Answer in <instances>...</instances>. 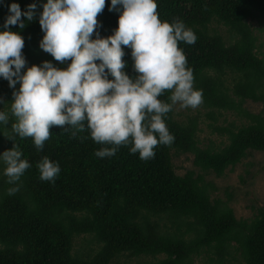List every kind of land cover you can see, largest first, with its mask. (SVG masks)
Returning <instances> with one entry per match:
<instances>
[{
	"label": "trees",
	"instance_id": "trees-1",
	"mask_svg": "<svg viewBox=\"0 0 264 264\" xmlns=\"http://www.w3.org/2000/svg\"><path fill=\"white\" fill-rule=\"evenodd\" d=\"M12 2L22 12L35 3L38 15L43 0H0V31ZM108 3L105 0L96 17L99 28L94 34L98 31L102 37L112 34L119 15L108 10ZM156 3L159 19H181L197 37L192 44L178 42V47L192 68L194 89L202 90L209 118L216 121L215 111H229L244 122L209 124L227 138V144L215 150L199 146L196 117L180 122L171 109L164 121L174 140L156 145L147 160L130 153L128 146H120L111 157H96L94 151L101 145L88 130L73 135L70 127L61 131L66 125L51 126L37 151L31 137L12 133L13 88L0 78V110L9 113L8 123L0 124V151L12 147L7 137L13 136L21 158L30 164L17 182L18 190L8 194L10 185L0 163V264H119L122 256L151 257L149 264H194L200 256L210 264H264V208L251 218L236 219L226 201L212 197L215 188L202 174L188 170L178 175L172 163L173 157L191 154L196 169L220 177L252 152L264 153V115L243 106L247 100L264 102V58L251 24L264 17V0ZM37 15L24 28L9 25L8 30L23 38L21 52L30 66L49 60L66 67L70 60L55 61L39 48L43 33ZM212 23L226 29V39L210 29ZM121 48L125 72L135 75L130 49ZM169 94L165 90L159 99L167 101ZM42 156L59 164L53 183L39 178L36 162ZM81 235L89 238L85 253L74 250V240Z\"/></svg>",
	"mask_w": 264,
	"mask_h": 264
},
{
	"label": "clouds",
	"instance_id": "clouds-1",
	"mask_svg": "<svg viewBox=\"0 0 264 264\" xmlns=\"http://www.w3.org/2000/svg\"><path fill=\"white\" fill-rule=\"evenodd\" d=\"M104 4L105 0H43L38 15L35 3L23 12L17 3L8 4L0 31V78L13 88L11 131L20 138L31 137L39 151L53 125H66L61 131L70 127L73 135L86 128L101 145L94 151L96 157H111L120 146H128L130 153L147 160L156 145L174 140L164 121L173 106L195 108L202 102V90L194 89L192 68L178 47V42L192 44L197 37L181 19H159L156 0H109L108 10L119 12L117 26L102 37L94 29L99 28L96 17ZM34 15L43 33L39 48L55 61L70 60L66 67L49 60L25 67L24 40L8 26L22 29ZM121 45L130 49L135 75L124 70ZM165 90H170L167 101L159 99ZM8 121L9 113L0 110V124ZM7 139L12 147L0 151V163L10 185L6 191L12 194L30 164L21 158L14 137ZM36 167L39 178L50 183L60 171L48 156Z\"/></svg>",
	"mask_w": 264,
	"mask_h": 264
},
{
	"label": "rangeland",
	"instance_id": "rangeland-1",
	"mask_svg": "<svg viewBox=\"0 0 264 264\" xmlns=\"http://www.w3.org/2000/svg\"><path fill=\"white\" fill-rule=\"evenodd\" d=\"M252 28L256 35H258L257 46L260 57L264 58V31L260 32L259 29H264V17H256L251 20ZM211 30L220 33L225 39L227 38L226 29L218 23H212ZM26 60V58H25ZM30 64L26 60L25 67ZM23 72V69H21ZM244 108L251 113H261L264 115V102H252L247 100L243 104ZM173 117L180 122H185L188 118H197L198 132L197 138L200 147H210L219 149L227 144L226 135H220L215 132L209 124H216L218 126H226L229 123L240 124L243 123L242 119L229 111H215L216 121H212L208 112L209 108L205 107L201 102L197 107H179L178 104L172 108ZM191 154H181L173 157L172 163L175 173L183 175L188 170H194L196 173L202 174L204 179L214 186L212 197H219L227 202L228 207L233 210L236 219L251 218L258 209L264 208V153L252 152L250 156L243 159L233 169L225 170V172L217 177L211 173L203 174L192 165ZM88 236L82 235L74 240V250L84 252ZM94 247L95 245L92 244ZM73 252V250H72ZM239 260V259H238ZM119 264H149L152 262L151 257H127L122 256L117 260ZM194 264H210L206 256L195 258Z\"/></svg>",
	"mask_w": 264,
	"mask_h": 264
}]
</instances>
